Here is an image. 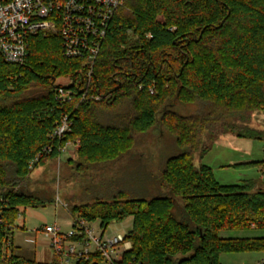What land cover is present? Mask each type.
Masks as SVG:
<instances>
[{
	"label": "trees",
	"instance_id": "trees-1",
	"mask_svg": "<svg viewBox=\"0 0 264 264\" xmlns=\"http://www.w3.org/2000/svg\"><path fill=\"white\" fill-rule=\"evenodd\" d=\"M28 52L23 65L0 53V264H64L56 254L49 263L26 258L13 244L22 209L50 204L16 190L35 169L76 140L79 168L105 153L118 161L131 151L133 135L151 130L159 116L169 119L167 129L183 150L166 161L164 191L119 192L111 203L74 207L73 217L99 221L104 232L111 222L133 218L125 237L132 249L116 264H222L224 254L264 251V238L221 236L264 229V184L221 185L211 167L195 164L196 154L202 160L228 133L264 140L249 126L264 111V0H121L91 79L85 60L65 57L60 37H31ZM60 77L72 81L74 97L66 104L56 96ZM35 88L40 92L30 96ZM87 90L102 102L82 101ZM176 102L222 114L165 109ZM127 105L138 107L128 120ZM63 116L72 130L60 140L53 134ZM103 263L98 253L75 264Z\"/></svg>",
	"mask_w": 264,
	"mask_h": 264
},
{
	"label": "rangeland",
	"instance_id": "rangeland-1",
	"mask_svg": "<svg viewBox=\"0 0 264 264\" xmlns=\"http://www.w3.org/2000/svg\"><path fill=\"white\" fill-rule=\"evenodd\" d=\"M72 81L60 77L56 86L69 87ZM40 92L38 88L32 89L30 96ZM93 97L96 95L91 93ZM91 95V96H92ZM102 100H93V102ZM172 103V102H171ZM170 103V104H171ZM170 104L165 109L178 115L191 116L204 112L221 115L222 111L214 106L202 104H184L176 102L172 108ZM135 112L138 107L131 106ZM122 109L133 113L130 106ZM133 115V114H132ZM226 122L233 123V119L225 114ZM169 119L157 124L149 131L134 134L131 151L118 161L109 160V154L100 156L90 166L78 167V151L65 154L53 160L46 161L42 167L35 169L30 177L17 186V191L34 195L44 201L50 202L39 206V217L27 216L28 233L23 231L26 213L18 218L14 233L16 252L20 255L48 263L54 257L52 250L45 248L38 250L35 256L33 246L25 244L31 231H43L46 225H56L63 232L72 229V209L86 204L101 205L111 203L119 192L135 195L143 190L148 195L164 191L160 186V178L165 170L168 158L180 154L183 150L177 144L176 136L167 129ZM259 133H264V111L252 115L250 125ZM264 138V137H263ZM77 141V140H76ZM200 154L195 155V164L207 165L213 169L217 181L221 185H237L245 181H254L264 184V140L241 139L230 133L221 137L212 146V149L201 160ZM114 158V157H113ZM181 204V200H179ZM37 211L38 208H34ZM42 215V216H41ZM97 234L104 230L100 222L90 223ZM253 227V226H252ZM133 228V218L128 217L122 221H114L106 229L105 237L122 235L127 237ZM254 228V227H253ZM231 238H264V229L226 232ZM29 235V236H28ZM34 236V234L32 235ZM39 239L42 236L39 234ZM222 264H264V251L252 253L224 254L220 258ZM72 260L68 264H75Z\"/></svg>",
	"mask_w": 264,
	"mask_h": 264
},
{
	"label": "built area",
	"instance_id": "built-area-1",
	"mask_svg": "<svg viewBox=\"0 0 264 264\" xmlns=\"http://www.w3.org/2000/svg\"><path fill=\"white\" fill-rule=\"evenodd\" d=\"M120 7L121 0H0V53L6 62L23 65L29 56L31 37L57 36L62 40L65 57L86 61L91 79L110 23ZM150 91L154 94V89ZM91 95L84 91L82 101L102 100L100 95ZM56 96L66 104L73 100L74 93L59 86ZM71 130L69 117L63 116L53 137L61 140ZM79 148V140L66 142L60 157ZM105 232L97 234L89 222L78 217H73L72 229L66 233L56 225L43 228L51 250L62 257L64 264L98 253L103 264L120 262L124 253L132 249V243L122 235L105 237Z\"/></svg>",
	"mask_w": 264,
	"mask_h": 264
},
{
	"label": "crops",
	"instance_id": "crops-1",
	"mask_svg": "<svg viewBox=\"0 0 264 264\" xmlns=\"http://www.w3.org/2000/svg\"><path fill=\"white\" fill-rule=\"evenodd\" d=\"M36 208H38L37 211H35L34 208H28V209L25 210L26 218L23 221L24 222L23 231H25L26 233L29 232V230L27 229V223H28L27 222V216H30L31 218H34V217L37 218V217H39V206L36 207ZM17 224H18V221H17ZM31 234L32 235L34 234V236L31 235L30 237H28V241H26L25 244L33 246V250H34L35 256L38 253V250H44L45 248L51 250V248H50V246L48 244L47 237L43 233L42 230L36 231V234H35L34 231H31ZM39 234L42 236L41 239L38 238L39 237ZM14 235H15V233H14ZM221 236L224 237V238H230V236H228L226 233H223ZM258 238L259 237H257V238H244V239H258ZM13 244L15 245L14 236H13ZM19 253H20V251H19Z\"/></svg>",
	"mask_w": 264,
	"mask_h": 264
}]
</instances>
